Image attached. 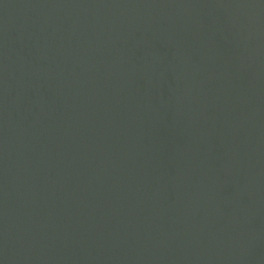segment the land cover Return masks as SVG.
<instances>
[{
    "label": "water",
    "instance_id": "water-1",
    "mask_svg": "<svg viewBox=\"0 0 264 264\" xmlns=\"http://www.w3.org/2000/svg\"><path fill=\"white\" fill-rule=\"evenodd\" d=\"M0 264H264V0H0Z\"/></svg>",
    "mask_w": 264,
    "mask_h": 264
}]
</instances>
